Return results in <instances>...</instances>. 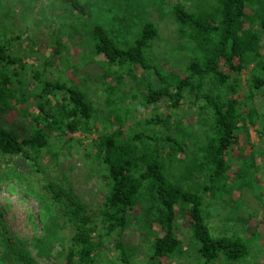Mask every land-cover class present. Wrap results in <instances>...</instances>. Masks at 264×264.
Returning a JSON list of instances; mask_svg holds the SVG:
<instances>
[{"label":"trees","instance_id":"obj_1","mask_svg":"<svg viewBox=\"0 0 264 264\" xmlns=\"http://www.w3.org/2000/svg\"><path fill=\"white\" fill-rule=\"evenodd\" d=\"M59 2L75 12L73 15L86 13V3L81 0ZM202 2L197 11L180 0L170 8L177 33L185 43L180 48H187L189 55L179 72L164 70L148 57L147 49L158 36L152 20L144 19L131 40H117L101 24L91 28L94 54L114 68L112 72L105 70V76L115 73L122 81L125 73L137 80L136 71L146 73L142 104L155 106L164 98L171 110L182 104L195 108L197 132L203 135L199 141L197 135L172 121L170 112L144 117L142 121L150 131L125 128V117L119 114L114 115L109 128L99 129L93 120L95 107L85 91L50 79L44 65L32 67L22 54L11 51L10 40L0 43V111L17 101L9 67L15 69L14 74L18 70L26 72L38 88L34 113L25 108L8 123L0 120V179L16 180L38 202L43 231L34 246L39 247V253L48 254L51 244L59 245L49 264H115L103 261L106 241H113L118 264H132L124 233L136 205L139 211L134 216L140 234L147 230L145 218L159 229L157 234L146 232L150 236L149 264H157L161 257L174 258L182 250L175 232L177 214L187 220L191 237L198 244L200 260L193 264L221 260L238 264L248 254L247 243L238 235L211 233L203 201L205 193L213 194L226 184L224 178L230 165L226 154L236 141V128L246 122L254 124L257 118L256 105L242 109L239 91H248L250 97L254 93L264 95V54L260 51L264 0ZM245 69L248 74L242 83ZM75 132H95L85 156L101 167L105 191L102 200L94 205L83 201L71 186L48 178L38 161L41 150L49 147L52 134L66 136L63 141L67 142ZM190 143L194 150L187 161ZM16 157L29 164V174L34 177L26 173L17 176L5 169ZM173 163L183 165L178 179H172L166 170L167 164ZM250 163L243 171L240 168L239 174L253 178L255 169L250 175ZM196 172L206 179L197 189L180 183L181 179L191 180ZM8 264L39 263L23 255L8 258Z\"/></svg>","mask_w":264,"mask_h":264},{"label":"rangeland","instance_id":"obj_2","mask_svg":"<svg viewBox=\"0 0 264 264\" xmlns=\"http://www.w3.org/2000/svg\"><path fill=\"white\" fill-rule=\"evenodd\" d=\"M81 1L86 3V13L73 15L75 12L71 13L59 0H0V43L10 40L11 51L22 54L32 67L44 65L45 74L50 79L76 85L85 91L95 107L93 120L99 129L103 126L109 128L114 115L119 114L125 117V128L132 126L136 131H150L142 121L144 117L152 113L163 116L170 112L172 121L197 135V141L202 140V133L197 132L195 108L182 104L171 110L164 98L155 106H145L141 94L146 92L148 75L136 71L138 78L135 80L123 73L122 81L115 73L106 77L105 70L112 72L114 68L105 65L103 58L94 54L92 49L91 28L94 24H101L117 40L123 41L131 40L141 22L150 19L157 26L158 36L147 49L148 57L164 70L181 71L189 55L187 48H180L184 42L170 15L171 5L176 0ZM180 1H186L189 9L194 11L203 3V0ZM260 51L264 54V36ZM44 61L50 62L45 64ZM221 68L226 70L224 65ZM14 70L12 67L7 69L12 76L17 101L0 111V120L6 123L17 117L22 109L34 113L38 93L37 86L26 72L17 69L18 73L14 74ZM247 74L245 69L241 75L242 83ZM247 92L239 91V104L245 110L256 105V121L254 124H239L236 128V141L226 154L230 164L224 178L226 184L213 194H204L203 213L213 235L234 234L247 243L248 254L238 264H264V95L254 93L250 97ZM70 136L72 140L64 142L66 136L61 138L52 134L49 147L41 150L38 161L52 181L71 186L83 201L97 204L105 191L100 174L102 169L96 160L85 156L95 132H75ZM193 150L190 143L187 161ZM248 161L252 164L251 171L248 168L250 175L255 169L253 178L238 172L240 168L242 171L246 168ZM0 164H3L2 159ZM28 166L25 160L16 157L5 169L17 176L26 173L34 177L35 174H29ZM166 170L172 179H178L183 165L167 164ZM204 181L205 177L196 172L191 180L181 179L180 183L197 189ZM138 211L139 205H136L134 213L129 215L131 223L124 233V242L131 249L132 264H149L150 236L146 232L157 234L159 229L145 218L147 230L140 234L134 216ZM42 226L43 217L36 199L16 180L0 179V264H8V258L23 255L30 256L35 263H51L59 245L49 244L53 248L48 254L39 253V247L34 246V241L42 235ZM175 232L181 239L182 250L174 258H159L157 264H193L200 260L198 244L191 237L187 220L180 214L176 216ZM103 253L104 262L118 264L113 241L105 242ZM214 264L225 262L221 260Z\"/></svg>","mask_w":264,"mask_h":264}]
</instances>
